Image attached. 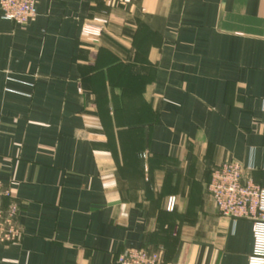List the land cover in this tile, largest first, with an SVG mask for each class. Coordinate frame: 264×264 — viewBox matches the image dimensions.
I'll use <instances>...</instances> for the list:
<instances>
[{
  "label": "crops",
  "instance_id": "obj_1",
  "mask_svg": "<svg viewBox=\"0 0 264 264\" xmlns=\"http://www.w3.org/2000/svg\"><path fill=\"white\" fill-rule=\"evenodd\" d=\"M0 11V264H247L251 225L207 185L229 161L264 189V0H37ZM106 20L98 38L84 24ZM175 198L172 212L166 200Z\"/></svg>",
  "mask_w": 264,
  "mask_h": 264
},
{
  "label": "built area",
  "instance_id": "obj_2",
  "mask_svg": "<svg viewBox=\"0 0 264 264\" xmlns=\"http://www.w3.org/2000/svg\"><path fill=\"white\" fill-rule=\"evenodd\" d=\"M37 0H0L2 18L18 26H25L37 16ZM107 25L106 20L84 24L81 33L98 38ZM264 112V101L262 102ZM249 168L235 161L224 162L211 170L207 193L218 214L229 220H245L251 225L252 254L247 264H264V189L253 181ZM0 184V198L9 197ZM175 198L166 200L165 209L172 212ZM17 207L10 204L5 217H0V242L12 243L19 236L14 223ZM158 255L144 249H129L120 254L115 264H157Z\"/></svg>",
  "mask_w": 264,
  "mask_h": 264
},
{
  "label": "rangeland",
  "instance_id": "obj_3",
  "mask_svg": "<svg viewBox=\"0 0 264 264\" xmlns=\"http://www.w3.org/2000/svg\"><path fill=\"white\" fill-rule=\"evenodd\" d=\"M106 28H107V25H106L104 31L106 30ZM104 31H103V32H104ZM102 34H103V33H102ZM102 34H101V35H102ZM8 191H9V190H8ZM10 197H11V196H10V194H9V197H1V198H10Z\"/></svg>",
  "mask_w": 264,
  "mask_h": 264
}]
</instances>
